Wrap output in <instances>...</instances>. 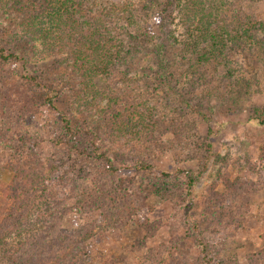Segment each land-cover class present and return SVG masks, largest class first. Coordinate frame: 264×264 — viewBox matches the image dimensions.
<instances>
[{"label": "trees", "instance_id": "16d2710c", "mask_svg": "<svg viewBox=\"0 0 264 264\" xmlns=\"http://www.w3.org/2000/svg\"><path fill=\"white\" fill-rule=\"evenodd\" d=\"M236 1L0 0V264H118L110 253L98 257L94 252L98 242L106 243L111 227L110 215L103 212H110L107 196L114 194L113 201L141 190L135 175L110 188L108 179L95 174L89 180L92 164L109 175L120 169L141 174L157 168L151 157L158 152L178 163L199 159L196 168L166 165L161 170L164 190L157 192L167 194L175 185L182 195L172 201L178 205L189 199L212 152L209 134L200 136L190 111L208 118L203 110L207 105L212 110L213 104L206 100L234 99L240 87H249L251 79L240 73L252 70L249 57L264 60V39L252 33L253 28L264 32V22H250ZM175 18L178 25L171 29L167 23ZM24 40L59 56L51 61L56 67L30 70L17 50ZM241 56L246 66L239 63ZM18 62L20 70L6 66ZM103 95L110 106L103 138L115 144L107 149L97 132L74 126L70 116L75 111L104 118L96 111L104 106L96 108L94 101ZM65 104L72 111L63 110ZM44 112L54 116L56 126L46 130L53 151L42 159L39 146L45 136L32 134L26 125ZM120 147L128 156L115 163L112 155ZM4 173L7 189L2 188ZM86 179L95 182L92 187L83 186ZM96 209L98 221H84L73 230H63L59 222L72 211L93 217ZM142 215L125 216V221L145 237L161 227ZM188 225L187 233L201 234L197 221ZM202 245V259L211 263ZM165 248L170 256L154 264L175 263L177 242Z\"/></svg>", "mask_w": 264, "mask_h": 264}, {"label": "rangeland", "instance_id": "374dc122", "mask_svg": "<svg viewBox=\"0 0 264 264\" xmlns=\"http://www.w3.org/2000/svg\"><path fill=\"white\" fill-rule=\"evenodd\" d=\"M234 4L239 6L247 19L251 20L250 22H264V0H237ZM170 19V17L167 18V20ZM177 25L176 18L173 22L167 23L171 29ZM180 31L178 27L175 32L179 34ZM252 33L257 39H264L262 30L253 28ZM40 48L36 42L24 40L17 50L30 70L45 71L44 68H46L50 72L56 67L51 64V61L59 59V56L48 55ZM250 57L249 60H253L252 70L244 69L240 72L247 79H251L249 89L240 87L234 99L228 100L223 97L212 101L208 98L206 102L213 104V107L212 110L208 109V105L204 108V113L209 116L206 119H203L202 115H197L196 110L190 111L192 117L197 120L196 126L200 136L205 137L209 134V142L212 145V152L205 169L196 179L190 200L183 199V203L179 200L178 205L177 201H172L173 198H181L178 196L182 195L178 189L175 190V185L169 193L165 192L163 195L159 193L164 190L160 179L162 178L161 170L166 165L172 166L171 168L177 166L196 168L199 159L178 163L169 153L158 152L156 158L151 157L156 160L157 168L151 173L141 174H135L133 170L120 169L109 175L106 170H101L95 164L88 167L89 180L95 174L104 182L108 179L107 187L110 188V183L135 175V185L141 190L139 195L136 193L133 197H126L122 194L113 201L110 200L114 198V194L107 196L110 212L107 209L103 212L110 215V222H108L111 227L107 232L109 235H106V241H103L106 243L102 245L98 242L95 245L96 256L106 257V253H110L108 256L118 260V264H154L161 259H167L170 255L165 247L177 242V249L173 251L177 256L174 264L178 262L205 264L201 255L204 243L207 246L206 252L212 259L208 264H264V123H260V116L264 115V60L256 61L257 58ZM242 58L243 56L238 58L239 63L246 66ZM261 58L264 59V55ZM140 60L144 61L143 58ZM19 63H9L6 66L20 70L22 66ZM59 68V75L64 76L63 66ZM106 98L103 95L100 99L94 100L96 108L104 106L102 109H96L103 115L102 119L85 117L86 114L81 112L78 114L72 111L68 104L62 107L63 110L70 108L72 111L70 116L74 126L82 128L83 131L97 132V140L102 149L115 146V144L109 146V142L103 138V124L106 117L110 116V106L106 105ZM52 119L54 116L51 113L44 112L40 116L32 117L26 125L32 134L42 133L45 136L43 143L39 146V156L42 159L53 151V144L49 141L46 131L56 126V122ZM51 120L54 126H50ZM127 151L124 147H120L118 151H114L112 160L119 163L127 159ZM62 156L66 157V154L62 152ZM79 162L83 161L79 160ZM8 177L7 173H4L2 177L4 189H7L10 183ZM223 181L228 186H225ZM94 183L86 179L83 186L92 187ZM55 185L60 188L58 183ZM128 192L130 193L131 189L128 188ZM118 198L122 200H116ZM115 200L122 204L121 210L115 207ZM184 204L187 205L183 206ZM96 212H99V209L95 210L92 217L86 216L81 211L80 214L72 211L61 217L59 222L63 230L70 231L79 227L84 221H98L100 216ZM122 214L128 217L143 214L152 222L160 221L161 227L145 237L144 232L125 221L128 217ZM95 215H98V218ZM172 220H175V223ZM193 221L200 224L201 234L187 233V225ZM188 228L190 231L193 230L190 224ZM93 241L96 242V239Z\"/></svg>", "mask_w": 264, "mask_h": 264}]
</instances>
